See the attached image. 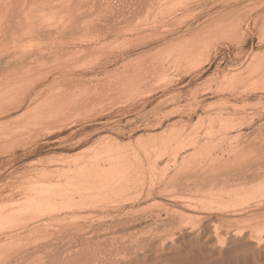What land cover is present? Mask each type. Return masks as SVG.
Returning <instances> with one entry per match:
<instances>
[{
	"label": "rangeland",
	"instance_id": "rangeland-1",
	"mask_svg": "<svg viewBox=\"0 0 264 264\" xmlns=\"http://www.w3.org/2000/svg\"><path fill=\"white\" fill-rule=\"evenodd\" d=\"M65 93L87 103L44 117ZM263 128L264 0H0V264L264 240ZM221 193L222 209L201 199Z\"/></svg>",
	"mask_w": 264,
	"mask_h": 264
},
{
	"label": "bare ground",
	"instance_id": "bare-ground-1",
	"mask_svg": "<svg viewBox=\"0 0 264 264\" xmlns=\"http://www.w3.org/2000/svg\"><path fill=\"white\" fill-rule=\"evenodd\" d=\"M2 1V0H1ZM5 6V5H4ZM62 7V6H61ZM68 8V7H67ZM5 9V8H4ZM7 11V10H6ZM15 20V19H14ZM9 26V25H8ZM71 27V26H70ZM38 35V34H37ZM27 54V53H26ZM19 56V55H18ZM24 58V57H23ZM31 58V57H30ZM64 87V86H63ZM38 94V92H35V94ZM36 94V95H37ZM66 94V93H65ZM62 94V95H60V96H58V97H49V98H47L46 97V100L45 101H43V103L44 102H46L44 105H42L41 104V109H43V112H44V114H43V116L44 117H46V116H50V117H52V116H59L58 114H60V112H62V114H63V112L64 111H68L67 109H70V108H74V107H70V106H73L72 104H74V103H76L77 101H80L81 102V98H79V100H78V98H77V95H75V94ZM36 95H34V96H36ZM49 95V94H48ZM32 96V95H31ZM44 96V95H43ZM47 96V95H46ZM80 97V96H79ZM30 98H32V97H30ZM34 98H36V97H34ZM88 98V97H87ZM89 99H91L90 97H89ZM29 100H32V99H29ZM35 100V99H34ZM39 100H41V99H39ZM44 100V99H43ZM83 102H84V99L82 100ZM9 102H10V100H9ZM39 102V101H38ZM83 102H81L82 104H83ZM80 103V104H81ZM87 103V100L85 99V103L84 104H86ZM76 104H78V105H80L79 104V102L78 103H76ZM83 104V105H84ZM7 105V104H6ZM21 106V104H19V105H17V106H15V108L16 107H20ZM74 106L76 107V105L74 104ZM14 107V106H13ZM70 107V108H69ZM14 108V109H15ZM40 109V108H39ZM35 110V107L34 108H32L31 109V111L29 112V114L30 113H32L33 111ZM27 113V112H26ZM28 115V114H27ZM14 117V116H13ZM17 117V116H16ZM11 118V117H10ZM6 120V119H5ZM11 120V119H10ZM14 120H16V119H14ZM19 121V120H18ZM8 122H9V120H8ZM2 123V122H1ZM246 123V122H245ZM236 125V124H235ZM264 129V128H263ZM257 130V129H256ZM248 134V133H247ZM246 138V137H245ZM231 141V140H230ZM241 141V140H240ZM263 141H264V139H263ZM234 142V141H233ZM247 143V142H246ZM262 143H264V142H262ZM224 144H225V142H224ZM243 144V143H242ZM263 146H264V144H263ZM253 150V149H252ZM262 151V150H261ZM216 152V151H215ZM228 153V152H227ZM257 153V152H256ZM260 154V153H259ZM259 154H258V156H259ZM224 156V155H223ZM238 157V156H237ZM241 157V156H240ZM236 158V157H235ZM245 159V158H244ZM255 159V158H254ZM227 160V159H226ZM238 161V160H237ZM242 161V160H241ZM258 161V160H257ZM234 162H236V160H234ZM191 163V162H190ZM225 163H227V161L225 162ZM249 163V162H248ZM263 163V162H262ZM234 164V163H233ZM246 166V165H245ZM220 167V166H219ZM228 167V166H227ZM244 166H242V168H243ZM225 168V167H224ZM234 168V167H233ZM223 169V168H222ZM229 169V168H228ZM224 170V169H223ZM260 170H261V168H260ZM264 170V169H263ZM215 171V170H214ZM228 171V170H227ZM236 171H238V170H236ZM210 172V171H209ZM260 172V171H259ZM217 173V172H216ZM207 174V173H206ZM211 174H213L212 172H211ZM230 174V173H229ZM200 175V174H199ZM208 177V176H207ZM218 177V176H217ZM230 177V176H229ZM201 178V177H200ZM219 178V177H218ZM228 178V177H227ZM244 178V177H243ZM213 179V178H212ZM229 179V178H228ZM187 180V179H186ZM210 180V179H209ZM219 180V179H218ZM241 180V179H240ZM202 181V180H201ZM206 181V180H205ZM221 181V180H220ZM228 181V180H227ZM243 181V180H242ZM246 181V180H245ZM181 182V181H180ZM203 182H204V180H203ZM212 182V181H211ZM247 182H248V180H247ZM250 182V181H249ZM206 183V182H205ZM232 183V182H231ZM239 183H241V182H239ZM217 184V183H216ZM220 184H222V183H220ZM227 184H229V183H227ZM241 184H243V183H241ZM252 184V183H251ZM210 185V184H209ZM223 185V184H222ZM246 185H247V183H246ZM203 186V185H202ZM224 186V185H223ZM172 187V186H171ZM182 187V186H181ZM209 187V186H208ZM227 187V186H226ZM230 187V186H229ZM184 188V187H183ZM187 188V190H188V188L189 187H186ZM196 188V187H195ZM168 189V188H167ZM176 189V188H175ZM182 189V188H181ZM181 189H179V190H181ZM192 188L190 187L189 188V190H191ZM159 190V189H158ZM183 190H185V189H183ZM183 190H181L182 192H183ZM194 190H196V189H193L192 191H194ZM203 190H204V188H203ZM202 189H200V191L202 192L203 191ZM192 191H190L191 193H192ZM197 191V190H196ZM206 191V190H205ZM147 192H149V191H147ZM160 192V191H159ZM217 192V191H216ZM187 193H189L188 191H187ZM193 193H195V191L193 192ZM198 193H199V190H198ZM208 193V192H207ZM218 193V192H217ZM223 193V192H222ZM216 194V196H214L215 198L213 199V198H209V199H203V198H201L203 201L204 200H207V201H209V203H211L209 206H207V208L208 209H214V208H216V209H222V208H224L222 205H223V199H224V195L223 194ZM82 194V193H81ZM88 194V193H87ZM114 194V193H113ZM148 195V194H147ZM209 195H211V194H209ZM213 195V194H212ZM146 196V195H145ZM152 196V195H151ZM184 196H186V195H184ZM196 196V195H195ZM203 196H205V195H203ZM128 197V196H127ZM187 197H189L188 196V194H187ZM193 198V197H192ZM195 198V197H194ZM196 198H197V196H196ZM205 198V197H204ZM227 198V197H226ZM179 199V198H178ZM199 200H200V197L198 198ZM197 199V200H198ZM180 200H182V199H180ZM185 200V199H184ZM201 200V201H202ZM185 201H187V200H185ZM189 201V200H188ZM202 201V202H203ZM249 201V200H248ZM46 202H48V201H46ZM190 202H194V201H190ZM205 202V201H204ZM49 203H51L50 201H49ZM46 204L45 205V202H43V201H35V202H33V203H30L26 208H28V210H30V209H35V208H37V209H39L38 211H39V213L40 214H37L36 215V217L34 216V220H41L43 217L42 216H52V215H55V214H58L59 212H66V211H69V210H73L74 211V208H79L80 206H82L81 204H79V203H77L76 201H73V200H71V201H69V202H67L66 204L65 203H59L58 202V204ZM55 203V202H54ZM189 203V202H188ZM187 203V204H188ZM208 203V204H209ZM27 204V203H26ZM184 204H185V202H184ZM44 205H45V207H44ZM50 205V206H49ZM186 205V204H185ZM193 205H194V203H193ZM187 206H190V204H188ZM196 205H194V206H190L191 208L192 207H195ZM197 207V206H196ZM195 207V208H196ZM206 209V208H205ZM6 213V212H5ZM38 213V212H37ZM13 214V213H12ZM187 214V213H186ZM192 215V214H191ZM65 217V216H64ZM190 217V216H189ZM205 218V217H204ZM203 218V219H204ZM52 219V218H51ZM58 219H59V217H58ZM254 219V218H253ZM181 220H182V218H181ZM163 221H165V220H163ZM29 222V221H28ZM201 222V221H200ZM203 222V221H202ZM27 223V222H26ZM158 223V222H157ZM165 223V222H164ZM28 224V223H27ZM207 224V223H206ZM22 225V224H21ZM176 225V224H175ZM20 226V225H19ZM171 226V225H170ZM198 226H199V223H198ZM210 226V225H209ZM13 227H15V226H13ZM12 227V228H13ZM18 227V226H17ZM27 227H28V225H25V226H23V228H22V230H27ZM40 227L42 228V225H35L34 227H33V229H36V230H40ZM151 227V226H150ZM149 227V228H150ZM169 227V226H168ZM180 227V226H179ZM193 227H195V226H193ZM11 228V229H12ZM95 228V227H94ZM176 228H178V227H176ZM196 228V227H195ZM205 228V227H204ZM217 228V227H216ZM243 228V227H242ZM257 228V227H256ZM99 229V228H98ZM213 229H215V228H213ZM230 229V228H229ZM245 229V228H244ZM21 230V229H20ZM136 230V229H135ZM145 230V229H144ZM176 230V229H175ZM175 230H173V231H175ZM139 231V230H138ZM182 231V230H181ZM236 231H237V228H236ZM242 231L243 230H240V232L236 235L235 233H237V232H235V230H234V232L235 233H233L232 235H231V237H232V241H231V243H230V245L229 244H226V245H229V246H227V247H223V244H221L220 245V243L222 242L223 243V241H222V238L221 237H218V241H217V243H216V245L213 243L215 240H217L216 238H217V236L215 237V235H214V241L212 242L213 243V248H211V249H209L208 247H206L207 249H209V250H207L206 249V251H202L203 249H200V251L198 252V251H195V250H193V248H190V247H192L191 245L190 246H188V249H184V250H182L184 247H185V244L183 243V245L182 246H184L182 249H180V247L179 248H176L175 249V251H172L171 250V248L172 249H174V247H170V245H168L169 247H170V249H167V247H163V248H165V252H163L162 251V253H161V257L163 258V260H161L160 259V257H159V259L157 258V260H159V261H167L169 264H264V240H263V238H260V236L258 235V233H256L255 234V236H253V234H246L245 233V231H244V233L243 234H241L242 233ZM251 231V230H250ZM253 231V230H252ZM255 231V230H254ZM253 231V232H254ZM18 232H21V231H18ZM162 232V231H161ZM252 232V233H253ZM141 233V232H140ZM168 233V232H167ZM171 233V232H170ZM216 233H218V232H216ZM247 233H249V232H247ZM251 233V232H250ZM34 234V233H33ZM127 234V233H126ZM132 234V233H131ZM185 234V233H184ZM196 234H198V233H196ZM224 234V233H223ZM240 234H241V236H240ZM22 235V234H21ZM64 235V234H63ZM121 235V234H120ZM152 235V234H151ZM211 235V234H210ZM248 235H252V236H248ZM13 236V235H12ZM11 236V238H10V241H14V240H16L14 237H17V235L16 236H14V237H12ZM19 236H20V234H19ZM168 236V235H167ZM198 237L200 236V233L197 235ZM206 236V238L205 237H202V238H204L205 240L208 238L207 237V235H205ZM211 236H213V235H211ZM239 236V237H238ZM256 236H258L257 238H256ZM262 236H264V235H262ZM159 237V236H158ZM158 237H156V238H158ZM166 237V236H165ZM223 237V236H222ZM241 237V238H240ZM55 238V237H54ZM103 238V237H102ZM167 238V237H166ZM197 238V237H196ZM211 238V237H210ZM210 238H208V239H210ZM221 240H220V239ZM228 238V240H229V237H227ZM226 238V239H227ZM7 239V238H6ZM159 239V238H158ZM161 239V238H160ZM224 239V238H223ZM96 240V239H95ZM116 240V239H115ZM126 240V239H125ZM135 240V239H134ZM153 240V239H152ZM152 240H150L151 242H152ZM183 240V239H182ZM200 240H202V239H200ZM204 240V241H205ZM225 240V239H224ZM155 241V240H154ZM153 241V242H154ZM173 241V240H172ZM210 241H212V240H210ZM230 241V240H229ZM107 242V241H106ZM115 242V241H114ZM114 242H112V243H114ZM120 242V241H119ZM142 242V241H141ZM147 242H148V240H147ZM150 242V243H151ZM159 242H161V240H159ZM163 242H166V240L165 241H163ZM169 242V241H168ZM181 242V241H180ZM202 242V241H201ZM209 242V241H208ZM208 242L206 243V246H207V244H208ZM216 242V241H215ZM225 242V241H224ZM146 243V242H145ZM157 244H158V242H156ZM162 243V242H161ZM161 243H159V246H158V249H159V247L161 246L160 244ZM176 242H174V244H175ZM181 243V244H182ZM192 243V242H191ZM191 243H189V244H191ZM229 243V242H228ZM102 244V243H101ZM157 244H156V246H157ZM162 244H167V243H162ZM179 244V242H177V245ZM224 244V245H225ZM42 245V244H41ZM100 245V244H99ZM154 245H155V243H154ZM172 245V244H171ZM192 245H193V243H192ZM201 245V244H200ZM203 245V244H202ZM201 245V248H203V246ZM205 245V244H204ZM210 246H212L211 245V243L209 244ZM126 246H127V244H126ZM138 246V245H137ZM152 247H153V244L151 245ZM163 246V245H162ZM167 246V245H166ZM174 246V245H173ZM181 246V247H182ZM194 246V245H193ZM44 247V246H43ZM176 247H178V246H176ZM162 248V249H163ZM194 248H195V246H194ZM153 249V248H152ZM169 250V251H172V252H169V251H167V250ZM69 250V249H68ZM110 250V249H109ZM122 250V249H121ZM127 250H128V248H127ZM138 250V249H137ZM147 250V249H146ZM157 250V249H156ZM156 250H154L153 249V251L154 252H157ZM159 250H161V249H159ZM159 250H158V252H157V254L159 253ZM205 250V249H204ZM32 251V250H31ZM77 251V250H76ZM80 251V250H79ZM102 251V250H101ZM25 252V251H24ZM65 252V251H64ZM82 252V251H81ZM117 252V251H116ZM133 252V251H132ZM131 252V253H132ZM72 253V252H71ZM84 253V252H83ZM93 253V252H92ZM105 253V252H104ZM120 253V252H119ZM143 253V252H142ZM153 253V252H152ZM39 254V253H38ZM76 254V253H75ZM80 254V253H79ZM97 254V253H96ZM100 254V253H99ZM111 254V253H110ZM112 254H114V253H112ZM155 254V253H154ZM160 254V253H159ZM29 255V252H25V253H21L20 255H17L15 258H16V260L17 261H15V263L17 264H20L19 262L20 261H22L23 259H24V257L25 256H28ZM86 255V254H85ZM105 255V254H104ZM108 255V254H107ZM127 255V254H126ZM126 255H124V256H126ZM131 255V254H130ZM137 255V254H136ZM135 255V256H136ZM142 255V254H141ZM141 255H140V257H141ZM146 255V254H145ZM144 254H143V256H145ZM41 256V255H40ZM113 256V255H112ZM128 256V255H127ZM132 256V255H131ZM135 256H133V257H135ZM148 256V255H147ZM160 256V255H159ZM14 257V256H13ZM33 257V256H32ZM43 257V256H42ZM68 257V256H67ZM84 257V256H83ZM82 257V259L84 260V259H86L87 257H85V258H83ZM94 257V256H93ZM99 257H100V255H99ZM138 257H139V255H138ZM155 257V256H154ZM153 257V258H154ZM156 257H158L157 255H156ZM36 258V257H35ZM55 258V257H54ZM69 258V257H68ZM96 258V257H95ZM128 258V257H127ZM130 258V257H129ZM142 258V257H141ZM32 259V258H31ZM38 259H40V258H38ZM63 259V258H62ZM61 259V260H62ZM71 259V258H70ZM70 259H69V261H70ZM77 259V258H76ZM92 259V258H91ZM100 259H103V258H100ZM124 259H125V257H124ZM145 259V258H144ZM149 259V258H148ZM60 260V261H61ZM67 260V259H66ZM81 260V259H80ZM83 260H81V261H83ZM95 260H97V259H95ZM99 260V259H98ZM127 260H129V259H127ZM132 261H134L133 259H131ZM11 261H13V260H11ZM65 261V260H64ZM78 261V260H77ZM77 261H76V263H77ZM86 261H87V259H86ZM91 261V260H90ZM101 261V260H100ZM99 261V262H100ZM109 261V260H108ZM116 261V260H115ZM125 261H126V259H125ZM135 261H136V259H135ZM145 262H146V260H144ZM148 262L150 261V260H147ZM14 262V261H13ZM13 262H11V263H13ZM39 262V264H40V261H38ZM42 262V261H41ZM59 262V261H58ZM63 262V261H62ZM67 262V261H66ZM102 262V261H101ZM122 261H119V264L121 263ZM124 262V261H123ZM123 262H122V264H123ZM141 262H143L142 260H141ZM154 261H152L151 263H153ZM10 263V262H9ZM8 263V264H9ZM10 263V264H11ZM22 263H23V261H22ZM61 262H59L58 264H60ZM69 263V262H68ZM116 263H118V262H116ZM115 263V264H116ZM124 263H127V262H124ZM133 263V262H132ZM132 263H130V264H132ZM150 263V264H151ZM162 263V262H161ZM168 263H166V264H168ZM29 264V263H28ZM32 264H33V262H32ZM62 264V263H61ZM82 264V263H81ZM93 264V263H92ZM95 264V263H94ZM99 264V263H98ZM101 264H103V263H101ZM114 264V263H113ZM137 264H139V263H137ZM149 264V263H148Z\"/></svg>",
	"mask_w": 264,
	"mask_h": 264
}]
</instances>
